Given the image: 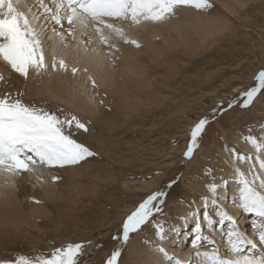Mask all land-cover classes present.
Listing matches in <instances>:
<instances>
[{
	"label": "rangeland",
	"instance_id": "obj_1",
	"mask_svg": "<svg viewBox=\"0 0 264 264\" xmlns=\"http://www.w3.org/2000/svg\"><path fill=\"white\" fill-rule=\"evenodd\" d=\"M241 1L242 5L210 0L212 7L207 10L177 8L173 16L195 11L203 22L215 23V28L204 36L197 53L176 60L178 68H158L152 84L137 91L119 84L117 103L106 92L96 98L95 109L104 112L100 118L83 116L88 114L89 104L72 108L39 87H31L27 77L18 75L10 84L0 80V96L10 94L61 118L75 116L87 131L73 125L65 128L66 134L70 132L77 143L94 153L75 165L38 164L32 173L9 177L0 172V186L17 183L14 198L20 209L17 215L0 210V264H14L20 258H50L68 244L83 245L78 264H106L116 250L120 251L116 264H140L151 246L163 248L169 257L160 242L167 230L187 216V226L195 212L201 217L203 205L195 203V195H203L201 187L241 181L236 169L227 173L222 166L211 167L220 157L219 148L236 149L232 123L237 117L247 124L242 130L245 137H264V121L252 122L258 115L264 120L259 105L264 102V89L250 106L241 107L245 99L241 94L255 86V77L264 70V0ZM202 118L208 123L191 157L186 158L191 130ZM250 157L253 159L246 163L256 167L257 157ZM76 180L86 184V193L73 202L68 187ZM39 186L53 191L45 197ZM156 193H163L154 201L160 211L154 210L148 222L125 242V219Z\"/></svg>",
	"mask_w": 264,
	"mask_h": 264
},
{
	"label": "snow or ice",
	"instance_id": "obj_2",
	"mask_svg": "<svg viewBox=\"0 0 264 264\" xmlns=\"http://www.w3.org/2000/svg\"><path fill=\"white\" fill-rule=\"evenodd\" d=\"M56 2V0H54ZM21 4L26 0H0V61L10 66L11 70L23 77H27L29 70L37 74L42 73L47 65L45 63L43 41L41 39L43 25L37 26L29 18L28 14L21 9ZM181 6L193 7L197 10H207L212 7L210 0H58L57 11L52 16L56 24L66 20L71 26L68 35L75 39V29H87L91 27L99 40L107 44L110 34H115L124 39L126 43L139 46L136 41L128 40L124 29L110 21H130L134 25L142 22L158 23L163 22L175 14V10ZM60 10L64 15H60ZM48 11H51L48 9ZM105 30H108L106 33ZM61 41L64 36L57 33ZM83 43V41H81ZM64 47H68L67 44ZM67 71L68 66L63 59L52 64L53 70ZM73 74L77 69L72 68ZM0 75V80H3ZM257 83L241 95L245 97L241 107L251 105L257 94L264 89V70H261L255 77ZM231 107V104L229 105ZM208 123L207 118H202L192 128L186 158H190L197 146V139ZM87 131L85 125L75 116L63 118L55 113L48 112L42 108H36L24 104L20 99H14L10 94L0 96V172L12 176H19L21 173H32L36 166L64 167L75 165L85 158L93 156L84 145L77 143L71 133L65 132V128ZM245 140L253 145L257 153H264V137L257 140L256 137L248 136ZM234 152V158L241 163L250 161L253 158L243 156ZM257 167H252L247 174L239 172L241 176V187L238 191L239 207L244 213L252 214L257 220L253 223V230L256 239L264 245V160L259 156L256 158ZM54 179H56L54 177ZM218 186L213 184L210 187L214 194L213 203L217 194ZM163 193H156L145 199L125 219L122 226V238L126 242L129 234L136 232L141 225L148 222L149 217L155 211H160L154 204ZM212 223L213 227L227 221L231 227L225 233L228 247L222 255L218 250L211 252L197 253L201 258V264H264V255H242L248 247H256L246 233L239 227V224L229 217L227 212L220 214L219 220L205 218ZM162 229V226H160ZM202 236H197L193 243H197ZM82 244H68L58 248L51 254L50 258L37 256L36 258H20L14 264H78V257L82 254ZM159 251L166 259L171 257L163 248ZM120 251H114L106 264H116ZM176 264H182L176 261Z\"/></svg>",
	"mask_w": 264,
	"mask_h": 264
},
{
	"label": "bare ground",
	"instance_id": "obj_3",
	"mask_svg": "<svg viewBox=\"0 0 264 264\" xmlns=\"http://www.w3.org/2000/svg\"><path fill=\"white\" fill-rule=\"evenodd\" d=\"M56 2L54 0H26V6L25 4L20 6L34 24L44 26L41 39L47 67L40 74H37L34 70H29L27 80L31 87H39L47 93V96L72 106V108L80 107V109H83L81 107L83 103L89 104L91 108L89 107L88 114L83 112V116H92L93 118H100L104 115V112H97L95 109L96 104L94 105L96 98L103 97L104 92L108 93L110 98L114 97V103H117L119 84H125L132 91L140 90L152 84L155 78L154 74L158 68L166 69L169 66L178 68L179 62H176V60L187 54L197 53L199 45L203 43L202 39L206 38L204 36L209 30L215 28V23L211 25L208 22H203L195 11L184 10V15L171 16L164 22L158 23L145 21L139 25H134L130 21H110L122 27L127 39L136 41L139 46L126 43L123 38L115 34H110L109 42L103 44L91 27L75 29V39L73 36L68 35L71 26L67 24L66 20L56 24L52 19L57 11ZM232 2L242 5L241 0H232ZM48 9L51 11H48ZM60 15H64L63 10H60ZM105 32L107 33L108 30H105ZM57 33L63 34V41ZM65 44L68 47H64ZM60 59L66 62L67 71L60 70L58 64L57 70H53V62H58ZM170 63H175V65ZM72 68L77 69L75 74L71 71ZM0 74L7 84H10L11 80L19 75L13 72L10 66L3 61H0ZM29 90V92L32 91V89ZM35 93L34 95H39L38 92ZM217 98H219L218 95H216ZM261 104H259L260 109H264V102H261ZM253 118L252 122L254 123L264 121L261 115ZM235 120L238 121L232 123L234 129L232 133H236V135L231 134V137L234 135L233 140L236 147L233 150L235 152L239 151L243 155L248 153L245 154L246 157L253 156L256 158L259 156L261 160H264V156L257 153L253 145L245 140L242 130L247 127V124H244V121L239 122L244 118L237 117ZM221 130H223L222 126ZM240 131L243 134H238ZM217 153L220 157L218 156L216 161L211 162L212 168L218 169L222 166L227 173L236 169L244 174H247L251 169V165L246 163L248 161L241 163L236 160L234 152L228 151L227 148H219ZM155 165L159 164L156 163ZM257 170L259 169L257 168ZM5 175L9 177V174ZM233 181L229 182L228 186L217 183L215 203H213L214 194L211 193L210 188L201 187V190H203L202 197L204 196V198L195 195L197 198L195 203L199 201V204L203 205L201 217L200 215L197 217L198 213L195 212L188 226L187 216L180 225L174 226L165 232L164 240L160 244L168 250L169 257L172 258L171 261L166 259L163 253L159 251L160 247L152 248L151 246L150 251L147 252L148 257L144 256V262L140 264H176V261H180L182 264H201V258L196 254L213 250H218L222 255H230L225 253V249L228 247L225 233L231 225L225 221L213 227L212 223L207 222L205 219L208 217L212 220H219L220 214L223 212H227L228 216L233 218L248 238L256 244V247H248L241 254L249 256L264 255V245L256 239V233L253 230V223L257 218L253 215L247 217V214L237 207V196L241 181L239 183H233ZM84 187H86V184L82 185L79 180L73 181L72 186L68 187V193L73 196V202L74 197L79 200L82 192L86 193V190L83 191ZM16 189L17 183L14 181L1 184L0 210L17 215L16 210L20 209H17V201L14 198ZM39 189L45 197H49L53 191L49 186H39ZM247 224L249 225L247 226ZM197 236H202L204 239L194 244L193 241ZM186 241L190 242L187 243Z\"/></svg>",
	"mask_w": 264,
	"mask_h": 264
}]
</instances>
